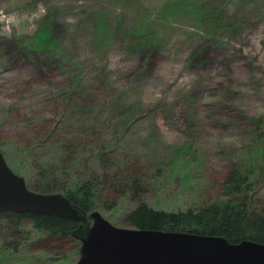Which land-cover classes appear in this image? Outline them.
I'll return each instance as SVG.
<instances>
[{"label":"rangeland","instance_id":"obj_1","mask_svg":"<svg viewBox=\"0 0 264 264\" xmlns=\"http://www.w3.org/2000/svg\"><path fill=\"white\" fill-rule=\"evenodd\" d=\"M0 144L24 177L66 154L100 178L136 170L168 211L229 199L238 170L263 208L264 0H0ZM109 190L95 210L130 228ZM70 237L0 234V264H77Z\"/></svg>","mask_w":264,"mask_h":264},{"label":"trees","instance_id":"obj_2","mask_svg":"<svg viewBox=\"0 0 264 264\" xmlns=\"http://www.w3.org/2000/svg\"><path fill=\"white\" fill-rule=\"evenodd\" d=\"M1 149L5 148L0 144V151ZM63 150L62 157L65 152L71 151V148L65 147ZM74 153L81 156L76 150ZM11 155V152L6 150L7 160ZM106 155L107 152L103 150L96 157L106 164L111 162ZM65 158L57 167L41 168L42 166L37 165V172L33 168L29 171L24 169L28 171L24 174L28 187L38 193H63L74 204L91 212L101 207H113V204H106V207L103 204V190L105 186H109V193L126 196L134 204L125 214L124 222L128 227L222 236L231 243L253 241L264 244V207L254 208L251 205L247 194L251 183L248 177L238 170L229 172V177L224 183L225 196H229V199L210 200L187 209L168 211L156 208L146 200L145 196L149 190L146 182L141 179V172L139 174L136 170L128 169L113 177L106 175L100 178L96 173H80L77 159L72 154H66ZM76 228L78 222L56 216L15 212L0 214V234H4L6 243L15 248L28 241H35L36 236L42 233L43 236H48L47 239L71 238V232ZM25 233L27 235H24ZM28 234L33 236L28 237Z\"/></svg>","mask_w":264,"mask_h":264},{"label":"water","instance_id":"obj_3","mask_svg":"<svg viewBox=\"0 0 264 264\" xmlns=\"http://www.w3.org/2000/svg\"><path fill=\"white\" fill-rule=\"evenodd\" d=\"M56 216L78 222L77 264H264V244L231 243L222 236L166 232L113 225L98 210L88 212L66 195L32 191L0 151V214Z\"/></svg>","mask_w":264,"mask_h":264}]
</instances>
